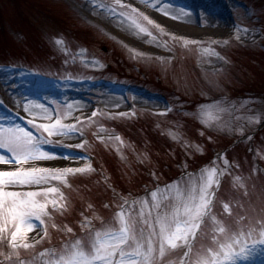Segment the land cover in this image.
I'll list each match as a JSON object with an SVG mask.
<instances>
[{
    "label": "rangeland",
    "instance_id": "1",
    "mask_svg": "<svg viewBox=\"0 0 264 264\" xmlns=\"http://www.w3.org/2000/svg\"><path fill=\"white\" fill-rule=\"evenodd\" d=\"M120 2L140 12L129 8L126 16L113 18L109 9L117 0H0V124L35 132L30 120L51 122L38 106L44 104L53 120L79 121L82 133L48 137L67 147H46L65 155L24 167L90 163L95 169L70 175L67 184L42 185L61 188L65 210L45 218L48 237L33 250L21 246L14 260H32L39 251L82 235L85 215L97 226L100 217L110 219L123 202L113 188L139 197L185 172L215 163L225 167L223 154L216 160L218 151L241 137L227 157L231 167L222 178L217 209L221 201L230 202L249 222L264 210V96H240L264 91V0L163 5L179 18L154 8L156 0ZM96 60L103 67H94ZM24 99L37 102L33 111L25 110ZM82 142L83 148L75 147ZM20 166L0 163L6 169ZM236 176L243 178L239 187ZM69 226L75 231L67 232ZM27 235L33 242L43 231ZM12 251L10 243L0 242V262ZM260 261L257 255L248 264Z\"/></svg>",
    "mask_w": 264,
    "mask_h": 264
},
{
    "label": "snow or ice",
    "instance_id": "2",
    "mask_svg": "<svg viewBox=\"0 0 264 264\" xmlns=\"http://www.w3.org/2000/svg\"><path fill=\"white\" fill-rule=\"evenodd\" d=\"M170 2L156 0L152 6L165 15L179 18L164 9L163 5ZM129 8L135 13L140 12L132 5L121 4L120 0L109 11L113 18H121L127 15ZM205 12L214 15L208 10ZM140 30L152 34L148 28L141 27ZM173 39L185 40L176 36ZM93 66L103 67L99 60ZM22 102L25 110L30 112L37 103L29 99ZM2 104L4 100L0 99ZM38 106L51 122L30 120L35 132L15 123L0 124V149L8 153H0V163L21 165L15 169L0 168V242L5 246L10 243L13 250L3 253L6 259L0 264H248L257 255L261 257L260 264H264V210H260L258 221L253 217L249 222L248 217L236 215L230 202L221 201L222 207L217 209L222 178L231 167L226 154L225 167L215 163L198 172H185L169 183H157L143 196L131 193L124 196L113 188V194L123 202L110 219L100 217L101 224L97 226L85 215L80 222L82 235L70 238L62 246L45 248L32 260H14V256H20L21 246L33 250L48 237L45 218L65 210L66 200L61 203L59 199L64 196L61 188L42 185L53 184V181L67 184L70 175L95 171L90 163L78 168L24 167L29 161L51 160L65 155L46 147H67L55 144L48 137L82 135L79 121L65 124L59 117L53 120L54 113L49 112L46 105ZM204 114L211 115L210 112ZM95 115L93 112V117ZM75 147L83 148L84 142ZM67 155L71 156V153ZM219 159L218 154L216 160ZM234 179L236 186L243 184L242 177ZM55 227L61 229L59 224ZM34 229L43 231V237L29 242L27 233ZM66 231L72 233L75 229L69 226Z\"/></svg>",
    "mask_w": 264,
    "mask_h": 264
}]
</instances>
